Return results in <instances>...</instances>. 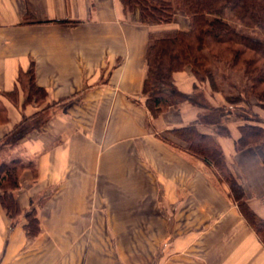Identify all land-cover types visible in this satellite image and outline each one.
<instances>
[{"label":"crops","instance_id":"1","mask_svg":"<svg viewBox=\"0 0 264 264\" xmlns=\"http://www.w3.org/2000/svg\"><path fill=\"white\" fill-rule=\"evenodd\" d=\"M166 27L144 25L140 9L125 13L119 0H0V93H19L17 104L4 99L0 140L49 107L39 130L0 151V164L33 167L16 197L40 223L29 238L24 215L10 219L0 207V264H264V244L228 186L158 137L191 124L214 136L264 219V157L238 146L244 122L209 85L196 90L191 67L174 75L176 87L224 107L230 137L191 104L158 119L144 105L150 34ZM31 67L47 92L41 107L25 103L18 83Z\"/></svg>","mask_w":264,"mask_h":264},{"label":"trees","instance_id":"2","mask_svg":"<svg viewBox=\"0 0 264 264\" xmlns=\"http://www.w3.org/2000/svg\"><path fill=\"white\" fill-rule=\"evenodd\" d=\"M124 12L136 7L141 11L144 25H168L174 21L176 12L184 13L190 23L188 31L167 30L150 34L146 55V78L143 86L144 105L152 119H158L171 108L191 104L205 111L200 115L204 125H216L218 135L230 137V130L221 124L223 108H214L200 91L189 96L175 85L174 75L191 67L197 81L196 90L209 85L212 93L225 97L228 107L245 105L248 112L254 107L264 110V0H119ZM240 25V27L238 26ZM261 30L263 38L254 31ZM241 76L240 86L227 85L222 89L220 79L229 81L226 72ZM220 74L221 77H220ZM232 77V78H233ZM18 83L25 93V103L41 107L47 92L35 83L34 68L20 73ZM18 89L0 93V125L8 122V110L4 99L17 104ZM24 119L3 140L0 151L7 146L18 145L32 131L39 130L47 121L42 113ZM233 109V108H231ZM246 111V113H247ZM241 148L259 147L264 157V127L249 117L239 127ZM161 141L195 157L211 169L215 180L228 186L230 196L237 203L245 220L264 244V219H261L248 205L246 192L224 155L214 136L202 133L197 124L172 129L158 136ZM33 169L31 165L14 161L0 164V207L10 219L24 215L29 238L40 233V223L35 209L22 211L16 194L24 182V174ZM34 170V179L36 178Z\"/></svg>","mask_w":264,"mask_h":264},{"label":"rangeland","instance_id":"3","mask_svg":"<svg viewBox=\"0 0 264 264\" xmlns=\"http://www.w3.org/2000/svg\"><path fill=\"white\" fill-rule=\"evenodd\" d=\"M176 15V14H175ZM186 16V15H185ZM185 16L183 15V13H181V12H178V15H177V21H175V17H174V21H175V23H174V21L171 23V26H169V25H161V26H163V27H166V26H169V27H166V28H168V30L169 29H175V30H188V29H190V25H189V20L188 21H185L186 19H182V18H185ZM187 17V16H186ZM180 19H182V21H180ZM187 19H188V17H187ZM185 22V23H184ZM239 27H240V25H238ZM158 27H160V26H158ZM162 30H165V29H162ZM158 31H160V30H157V32ZM254 32H256L257 34H258V36L260 37V38H263V34H262V31L261 30H256V31H254ZM264 40V39H263ZM226 72V75L227 74H229V72H227V71H225ZM232 74L233 73H230V75H227L228 77L230 76H232ZM221 75L222 74H220V77H221ZM233 77V76H232ZM230 78V80L229 81H223V80H221L220 79V87L223 89H225L226 87H227V85H236V86H240L239 85V83L242 81L241 80V76H239V75H237L236 74V76H234L233 78ZM226 90V89H225ZM203 92V91H202ZM239 106H234V107H230V109L231 108H233V109H231V110H233V114H234V116L233 117H238L239 119H240V122H245V119L246 118H248L249 119V117L251 118H253V120H255V121H260V123L262 124V123H264V116H262V115H260V114H258L257 112H258V109H257V112L253 109L251 112H248L247 111V108H246V106L244 105H241V104H238ZM262 110V109H261ZM246 111H247V113H246ZM264 115V114H263ZM44 118H47V117H44ZM212 170L211 169H209V172H211ZM212 173V172H211Z\"/></svg>","mask_w":264,"mask_h":264}]
</instances>
